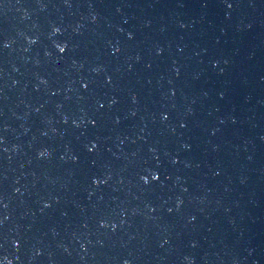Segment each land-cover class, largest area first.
Here are the masks:
<instances>
[{
  "label": "water",
  "instance_id": "1",
  "mask_svg": "<svg viewBox=\"0 0 264 264\" xmlns=\"http://www.w3.org/2000/svg\"><path fill=\"white\" fill-rule=\"evenodd\" d=\"M0 264H264V0H0Z\"/></svg>",
  "mask_w": 264,
  "mask_h": 264
},
{
  "label": "clouds",
  "instance_id": "2",
  "mask_svg": "<svg viewBox=\"0 0 264 264\" xmlns=\"http://www.w3.org/2000/svg\"><path fill=\"white\" fill-rule=\"evenodd\" d=\"M61 50H63V49H61Z\"/></svg>",
  "mask_w": 264,
  "mask_h": 264
}]
</instances>
